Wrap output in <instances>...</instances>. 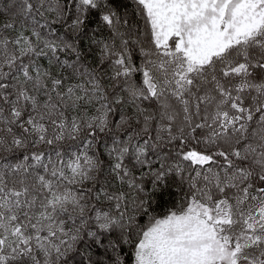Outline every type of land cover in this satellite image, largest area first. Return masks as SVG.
<instances>
[{
    "label": "snow or ice",
    "instance_id": "6c2138e0",
    "mask_svg": "<svg viewBox=\"0 0 264 264\" xmlns=\"http://www.w3.org/2000/svg\"><path fill=\"white\" fill-rule=\"evenodd\" d=\"M0 264H264V0H0Z\"/></svg>",
    "mask_w": 264,
    "mask_h": 264
}]
</instances>
